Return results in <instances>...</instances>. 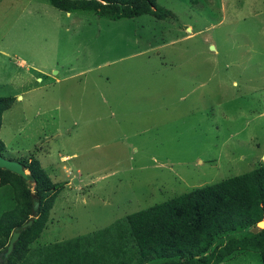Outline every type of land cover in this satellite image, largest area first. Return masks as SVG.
<instances>
[{"label": "rangeland", "instance_id": "1", "mask_svg": "<svg viewBox=\"0 0 264 264\" xmlns=\"http://www.w3.org/2000/svg\"><path fill=\"white\" fill-rule=\"evenodd\" d=\"M151 9L165 17L112 21L0 0V97L14 98L1 116V156L33 158L62 186L30 249L264 165V0ZM65 69L81 74L52 84ZM37 78L49 85L25 91ZM8 194L0 187V213ZM253 230L216 238L204 255ZM218 264L259 262L233 252Z\"/></svg>", "mask_w": 264, "mask_h": 264}, {"label": "trees", "instance_id": "2", "mask_svg": "<svg viewBox=\"0 0 264 264\" xmlns=\"http://www.w3.org/2000/svg\"><path fill=\"white\" fill-rule=\"evenodd\" d=\"M44 1L64 13L91 12L96 18L112 21L140 15L165 17L151 9L155 0ZM13 101V97H0V125L3 112ZM2 150L0 140V156ZM14 161L28 175L24 181L0 169V187H8L10 204L0 213V264H143L151 260L158 264H218L233 252L252 253L264 264V230H253L204 255L216 238L253 229L264 218V165L136 211L98 233L30 249L62 186L51 183L35 159ZM32 199L38 203L32 223L21 228L32 215ZM112 229L116 237L111 238ZM12 232L18 237L3 257ZM122 240L130 246L124 247ZM196 256L201 257L194 262ZM176 257L184 261H173Z\"/></svg>", "mask_w": 264, "mask_h": 264}, {"label": "water", "instance_id": "3", "mask_svg": "<svg viewBox=\"0 0 264 264\" xmlns=\"http://www.w3.org/2000/svg\"><path fill=\"white\" fill-rule=\"evenodd\" d=\"M0 169L8 171V172L20 177L24 181H27L28 172H26L23 169V167L21 166V164L18 163L17 161L8 160V159H5L2 156H0ZM74 183H75V180H74ZM37 206H38L37 201L32 199L31 200V213H32V215L29 217V219L25 223H23L21 225V228H26L29 225H31L32 219H33V215L35 213V210H36ZM255 227H256L257 230H264V223L262 221H259L255 225ZM17 237H18V233L17 232H12L11 233V235L9 237V240H8V243H7V245L5 247V250L3 252V257H6L11 252Z\"/></svg>", "mask_w": 264, "mask_h": 264}, {"label": "crops", "instance_id": "4", "mask_svg": "<svg viewBox=\"0 0 264 264\" xmlns=\"http://www.w3.org/2000/svg\"><path fill=\"white\" fill-rule=\"evenodd\" d=\"M68 14H70V13H65L66 16H67ZM189 29H190V28H189ZM19 62H20V65H23V61H19ZM61 68H63V67H61ZM33 69H34V68H33ZM65 70L68 71L70 74H68V75H66V76L56 77V75H57V71H55V72H53V74L55 75V78H53V79L50 77L49 73H43V72H41V74H43L44 77H46V79L51 78L52 81H53L52 84H60V83H62V82L67 81V80H68L67 78H71V77L76 78L79 74H81V72H78V73H74V74H72V71H71V70H69V69H65ZM36 71H38V70H36ZM38 72H39V71H38ZM28 76H29L30 78H32L31 75H28ZM14 79H15V78L11 79V82H13ZM22 82L24 83V80H22ZM36 82L39 84V86H36L35 88H33L32 86H29L30 89L25 90V91H27V92L35 91L36 88H39V89H40V88H44V87H46L47 85H49V84L40 85L41 82H42V79H41V78H37ZM16 84H18V89L22 86L20 79H16ZM50 84H51V83H50ZM31 85H32V83H31ZM22 92H24V91H22ZM20 98H21L20 96L17 97V99H20Z\"/></svg>", "mask_w": 264, "mask_h": 264}]
</instances>
